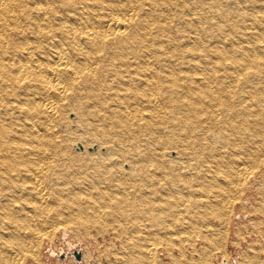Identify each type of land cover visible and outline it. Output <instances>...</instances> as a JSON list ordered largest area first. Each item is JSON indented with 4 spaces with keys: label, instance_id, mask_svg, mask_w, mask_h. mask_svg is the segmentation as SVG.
Returning a JSON list of instances; mask_svg holds the SVG:
<instances>
[{
    "label": "bare ground",
    "instance_id": "obj_1",
    "mask_svg": "<svg viewBox=\"0 0 264 264\" xmlns=\"http://www.w3.org/2000/svg\"><path fill=\"white\" fill-rule=\"evenodd\" d=\"M64 106L112 135L67 145ZM258 169L264 0H0V264L107 224L122 261L153 262V237L210 231Z\"/></svg>",
    "mask_w": 264,
    "mask_h": 264
},
{
    "label": "rangeland",
    "instance_id": "obj_2",
    "mask_svg": "<svg viewBox=\"0 0 264 264\" xmlns=\"http://www.w3.org/2000/svg\"><path fill=\"white\" fill-rule=\"evenodd\" d=\"M60 117L63 120V125L67 126V131L73 133L71 139L67 141V145L79 140L77 138L80 137V140L86 139L85 141L88 143L105 140L113 132L103 127V123L96 117L92 119L93 123L90 122L91 125H85L82 128L76 122L75 112L66 106L63 107ZM61 129L62 125L59 130ZM82 133L84 134L82 135ZM89 148L92 149H90L92 152L96 147ZM108 149L109 146H104L101 152ZM69 151L72 153L81 152L72 146H69ZM81 154L85 155L82 152ZM169 155L175 156V153L171 151ZM125 167H128L126 163L123 164V168ZM260 172L261 170L258 169L257 174L249 179V183L243 187L242 191L238 187V191L229 193L228 198L231 196L229 200L233 206L227 212V216L208 215L206 217L208 223L211 224L210 231L198 233L176 230L167 233L160 232L153 237L154 239L152 238L149 242L147 252L155 249L151 252L153 257L155 256L154 263L145 258L142 259L143 262L138 260L122 261L120 239H115L116 234L112 231V226L107 224L103 233L92 228L89 234L79 238H74L72 232H67L65 239L62 229L57 227L51 234V238L45 237L39 244L41 263L28 259L23 264H86L82 259V252L88 253L89 251H91L89 264H222L223 262L227 264H264V173ZM197 217H195L196 220H201L200 217ZM93 236H96L95 239ZM68 241L71 243V248L68 247ZM76 252L80 255L79 259L75 258ZM202 252L206 255L205 261L200 259Z\"/></svg>",
    "mask_w": 264,
    "mask_h": 264
},
{
    "label": "water",
    "instance_id": "obj_3",
    "mask_svg": "<svg viewBox=\"0 0 264 264\" xmlns=\"http://www.w3.org/2000/svg\"><path fill=\"white\" fill-rule=\"evenodd\" d=\"M76 254V258L79 259L80 258V255L78 252L75 253Z\"/></svg>",
    "mask_w": 264,
    "mask_h": 264
}]
</instances>
